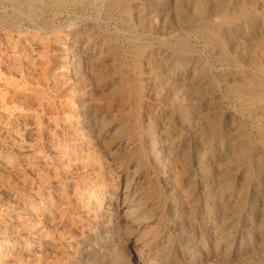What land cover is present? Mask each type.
<instances>
[{
  "label": "rangeland",
  "instance_id": "1",
  "mask_svg": "<svg viewBox=\"0 0 264 264\" xmlns=\"http://www.w3.org/2000/svg\"><path fill=\"white\" fill-rule=\"evenodd\" d=\"M19 1L16 8L0 0V264H258V247L228 262L222 252L215 254L213 232L208 234L203 226H218L213 197H228L235 188L243 193L255 178L260 141L253 128L264 129V115L245 111L242 101L230 97L240 83L227 82L220 72L214 75L224 96L223 110L212 101L205 104L209 86L198 91L190 84L172 83L176 90L170 92L172 81L163 80L172 75L165 69L167 62L200 63L213 72L205 16L209 0H64L59 6L50 0ZM79 34L86 35L79 48L95 44L97 54L84 60L82 73L71 69L59 74L62 64L70 61L59 41L65 39L71 48ZM138 47L147 54L140 64L135 58ZM181 104L205 105L204 135H219L220 123L232 120L224 111L241 115L246 137H238L213 168L222 176L230 166L242 165V187L206 183L202 192L196 191L197 182L182 170L187 166L174 145L196 127L171 123ZM100 117L119 123L129 134L128 151H108L94 138ZM73 120L80 125L77 131ZM120 177L143 183L132 198L134 206L126 213L94 207L97 184L103 179L118 182ZM115 182L103 193L115 195ZM176 221L179 228L174 230ZM182 229H191L194 258L187 248L190 243L177 236Z\"/></svg>",
  "mask_w": 264,
  "mask_h": 264
},
{
  "label": "bare ground",
  "instance_id": "2",
  "mask_svg": "<svg viewBox=\"0 0 264 264\" xmlns=\"http://www.w3.org/2000/svg\"><path fill=\"white\" fill-rule=\"evenodd\" d=\"M9 1L12 3V5L14 7H16V8L20 7L19 5L21 2L19 0H9ZM26 1H28V0H26ZM189 1H188V3H189ZM195 1H197V0H195ZM31 2L37 3V0H31ZM50 2H51L50 4L59 6V5H62L64 0H50ZM188 3H187V5H189ZM207 11H208V14L205 16H207L206 18L208 19V22H209V37H210V43H211L210 46H211V50H212L211 52H212V57H213V61H214L213 72H208V71H206V69L204 70L205 67H203L200 63H197L195 66H191V65H180L177 63L168 64V62H167V64H165V69L167 71L170 70L172 75L167 76V77L164 76L163 80H166L168 82H169V80L172 81L170 87H168L170 92H173L176 90V86L172 83H176L179 85L190 84V85L194 86V88L197 87L196 88L197 90L198 89L202 90L205 88V86H207V87L209 86L211 89V94L209 95V97H207L205 99V104L207 102L212 101V105L214 107H220L224 102V96L222 95V93L220 91L219 84H217V82L215 81V75H214V73L220 72V73H222V76L227 80V82H229V83H235V82L240 83V87L238 90L236 88L235 89L232 88V90H230V93H229L230 97L242 101V103H244V106L245 105L247 106L245 108V111H247V112L253 111V113L255 112L256 114H257V112H259L260 115L261 114L264 115V0H209V10H207ZM201 14L203 15V13H201ZM84 35L85 34H83V35L79 34L77 36L78 37L81 36V38L72 39L73 42H72L71 48L68 47L69 46L68 41L66 42L65 39H62V40L59 39L60 40L59 42L61 43V45L62 46L65 45L64 48L61 47L62 50H65V52L70 53V58H69L70 61H66L62 64V67H61L62 69L59 72V74H64L65 72H69V70H71V69H75L77 74L82 73L84 60L88 57L91 58V57L96 56L97 50H96L95 44L88 43V45H87L88 49L85 48L84 46L81 49L79 48V46H81L83 43V39H84L83 36ZM87 42H88V40H87ZM84 45H86V43ZM98 49H100V47ZM41 51H42V49H41ZM135 52H136L135 58H136L137 63H139L141 58H143L145 55H147L143 51V49L139 48V47L136 49ZM151 60H153V59H151V58L148 59L150 64H152V62H153ZM126 87H127V85H126ZM75 93H76V91H75ZM206 93H210V92L206 91ZM174 96H175V94H174ZM183 96H184V97H182L183 100H186L188 97V94L184 93ZM204 96H207V94ZM182 98L180 97V99H182ZM201 101H203V100H201ZM182 103L184 104V102H182ZM179 105H180V103H179ZM191 105H192V103H191ZM204 106L202 105V106L194 107V105H193V107L191 106V108L190 107L187 108L188 106L186 108H183L184 106L182 107V104H181V106L179 107L178 113L172 118V121L170 120L171 123H173L175 126H179L182 128H185V127L191 128L192 125L196 126V127L193 126L194 127L193 129L189 128L190 131L185 137L180 138L178 140H175V142H174L175 148L182 155L181 158L184 160V163L186 164V166L188 168V169L186 168V169H182V170L183 171L187 170L188 173H190L192 175V177H194L195 181L197 182L196 191H198V192H202L204 190V188L207 186L206 183L209 184L207 187H213L216 185H225L226 187L233 185L236 187V186L240 185V182L246 176V174L242 170V167H241L242 165L240 166V164H239L236 166L235 165L230 166L224 173L222 172L223 173L222 176L217 175L218 170H216L217 171L216 172L213 168V165L217 161L220 162L221 159H219V158H224L225 156H227V154H229V152H231L234 145L236 144L235 141H239V140H237L238 137H242V136L246 137V135H245L246 133H244L245 130H244L243 122H242V117L240 114L238 115L237 113H233L229 110H226V111H224V115L225 116H231L232 120L229 122L228 121H222L220 123L221 132L219 133V135H217V134L215 135V133L213 135V132L210 135H204L202 133V129L204 128L202 115H203L204 111H206V107H204ZM222 108L223 107H220V109H222ZM217 109H219V108H217ZM91 114L92 113L89 112L88 116H92ZM168 116H166V120L168 119L167 118ZM68 118L69 117H67L66 119H68ZM35 120H36V118H35ZM95 120H96V118H95ZM76 121L73 120L72 125H71L72 128H74L75 130L78 126H80V125H78V123ZM169 122H167V124ZM62 124L65 125V124H67V122L65 121ZM118 124L114 121H109L105 117H100V120L98 119V121H97V126L96 127L92 126L93 129H95L96 133H97L96 136H94V138L97 137L99 139V141H102L103 143H105L104 145H105L106 149H108V151L109 150H127L129 148L130 142L126 138V136L129 134L126 133L124 130H121L120 128H118ZM254 124H256V123H254ZM245 128H246V126H245ZM123 129H125V127ZM253 129L257 130L258 136H259L258 138L260 141V146H258L259 145L258 144L257 145L258 147H256V152H255L256 156L254 159L255 161L253 163V169H254V172L256 174L255 178L254 179L250 178L251 181L248 184L249 186L244 187L245 191H243V193H242V191L237 193L235 191L236 188L234 187L235 189L233 190L231 195L228 194L229 195L228 197H225V195L219 196V197H216V196L213 197L212 201H213V207H214V214L216 216L218 226L215 230L210 226L209 223L205 222L206 224H204V226H203V228L207 232H209L208 234L213 232V235L210 238V240L213 244L211 247L214 246L215 254H217V253L220 254V252H222V256H223V258H225L227 260V262L228 261H234L239 254L244 255V254L250 253V251H253L252 250L253 247H256V248L258 247L259 256L257 259H259V260L255 259L256 257L254 258V256H252V257L255 260H257L258 264H264V187H263V185H264V129L260 125L254 126ZM248 133H249V131H248ZM172 134H174V133H172ZM94 135H95V133H94ZM165 135H166V133H165ZM172 136H174V135H172ZM77 139L82 140V138H79V136L77 137ZM173 151H174V149H173ZM85 155L87 156L88 154H85ZM89 156L91 158L93 155H89ZM228 158H230V157H228ZM88 159H87V161H88ZM93 159H95V158H93ZM84 160H86V157L84 158ZM240 161H242V160L240 159ZM89 162H91V161H89ZM95 162L97 163V161H95ZM99 164H101V163H99ZM180 165H182V164H180ZM218 165H220V164H218ZM230 165H231V163H230ZM136 167H137V165H136ZM97 175H98V173H97ZM184 175H186V174H184ZM136 176H138V175H136ZM178 176H180V175H178ZM98 177H100V176H98ZM121 177L119 178L118 182H115V181L107 182V181H105V179H103L102 181H100L97 184L96 190L100 191L101 193L97 192L96 197L93 199L94 204H95L94 207L96 206L97 209H99V210L107 209V210H116V211L121 212V213H126L128 210L131 209V207L134 206V202H133L134 197L136 196V193H138L137 191L139 190V188L142 186L143 183H141V181L136 179V178L129 180V178H127V177L122 178V179H121ZM172 178H175V177H172ZM180 178H182V177H180ZM112 182L117 183V185H116L117 186V190H116L117 192L115 193V195H114V193H112L110 196H108V194H105L103 192L106 190L105 188H109L110 184H111L110 187L113 185ZM95 183H97V182H95ZM116 186H115V189H116ZM240 186L238 189H240ZM93 189L95 190L94 187H93ZM93 189H91V190H93ZM187 190H189V189H187ZM220 192L221 191H219V193ZM94 193H96V191ZM209 193H212V192L209 191ZM234 193L237 195H234ZM211 196L212 195H210V197ZM91 198H92V196H91ZM132 198H133V200H132ZM203 198H204V196H203ZM194 199H196V198H194ZM190 206H191V204H190ZM190 209H191V207H190ZM103 211H101V213ZM104 212H107V211H104ZM157 213H158V211H157ZM171 215H173V214H171ZM193 222H195V221H193ZM179 223L177 221L173 223L172 227L174 230H177L179 228ZM183 227H184V225H183ZM226 231H228L227 232L228 234L225 233ZM176 233H177L178 238H180L181 240H184L186 238L188 243H190V245H188L187 248L191 252L192 248H193V246L191 245V241H189V236H191V229H189V230L188 229L187 230L182 229L180 232L177 231ZM219 234H223L224 237L219 238L218 237ZM217 237H218V239H217ZM168 238H170V237H168ZM174 239H176V238H174ZM210 240H209V242H210ZM180 244H182V243H180ZM184 250H186V249H184ZM141 252H138V253H140L139 255H140L141 259L146 260L147 256ZM251 253H253V252H251ZM190 257L194 258L195 255L192 253V255ZM236 263H238V262H236ZM255 264H257V263L255 262Z\"/></svg>",
  "mask_w": 264,
  "mask_h": 264
}]
</instances>
